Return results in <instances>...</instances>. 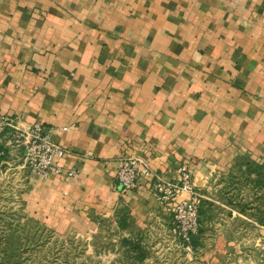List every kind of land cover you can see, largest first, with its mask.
Instances as JSON below:
<instances>
[{"label":"crops","instance_id":"0c3cea01","mask_svg":"<svg viewBox=\"0 0 264 264\" xmlns=\"http://www.w3.org/2000/svg\"><path fill=\"white\" fill-rule=\"evenodd\" d=\"M0 113L40 123L65 150L57 163L77 169L39 177L0 139L8 170L26 173V209L58 229L153 215L148 180L117 186L123 157L169 180L188 164L210 199L240 165L264 172V0H0ZM234 208L201 236L216 241L212 261L255 251L264 264V226Z\"/></svg>","mask_w":264,"mask_h":264},{"label":"rangeland","instance_id":"374dc122","mask_svg":"<svg viewBox=\"0 0 264 264\" xmlns=\"http://www.w3.org/2000/svg\"><path fill=\"white\" fill-rule=\"evenodd\" d=\"M3 160L0 264H250L249 261L255 264L259 256L252 251L249 258L228 255L212 261L217 255L213 239L195 238L187 249L178 230L173 229L172 215L157 201L153 215H147L142 223L129 213L126 216L125 212L116 211L109 216L84 214L58 229L26 209V173L8 170L9 165ZM213 184L216 190L210 191V199H204L202 204L206 222L203 234L211 238L219 228L217 223L228 217L227 210L233 206L246 215L248 229L264 226V172L260 167L240 165L237 170L215 178ZM126 240L140 244L143 258L136 256L133 260L131 245ZM225 249L228 252L229 246Z\"/></svg>","mask_w":264,"mask_h":264},{"label":"built area","instance_id":"2783aa9c","mask_svg":"<svg viewBox=\"0 0 264 264\" xmlns=\"http://www.w3.org/2000/svg\"><path fill=\"white\" fill-rule=\"evenodd\" d=\"M0 139H5L11 147L21 150L24 167L39 177L47 178L50 174L60 173L76 176L78 173L77 169H63L57 163L65 150L52 140L49 131L40 123L22 128L13 119L0 113ZM2 156L3 151L0 149V164ZM177 174L175 180H169L138 157L129 156L118 161L115 180L122 191L134 190L139 187L141 179L148 180L152 196L170 212L175 223L173 229H177L179 237L187 242L189 233L197 231L198 207L203 197L194 188L192 169L188 164H182Z\"/></svg>","mask_w":264,"mask_h":264},{"label":"trees","instance_id":"16d2710c","mask_svg":"<svg viewBox=\"0 0 264 264\" xmlns=\"http://www.w3.org/2000/svg\"><path fill=\"white\" fill-rule=\"evenodd\" d=\"M252 165L255 166V167L258 166V165H255V164H252ZM258 167H260V166H258ZM204 202H205L204 199H202L200 201V204H199V207H198V227H197L196 233H189V237H188L189 239H188L187 242L184 241L181 237H179V239L181 240L182 244H184V245H186V244L187 245L193 244V240L195 238H198L199 240H201V236L203 234V228H204L205 223H206V222H204V219L202 217L203 216L202 204ZM122 212H124V211H122ZM124 214L127 216V213L126 212ZM126 242H129V244L131 245V248H132V251H133V256H132L133 260L136 259V256L137 257H140V258H143L142 257V255H143V249H142V247L140 246L139 243H135V242H133L131 240H126Z\"/></svg>","mask_w":264,"mask_h":264}]
</instances>
